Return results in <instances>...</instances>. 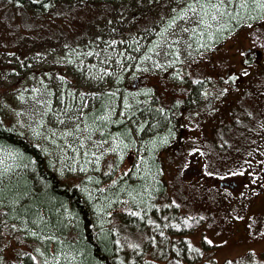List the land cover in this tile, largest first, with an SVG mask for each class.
Returning a JSON list of instances; mask_svg holds the SVG:
<instances>
[{"label":"rangeland","instance_id":"374dc122","mask_svg":"<svg viewBox=\"0 0 264 264\" xmlns=\"http://www.w3.org/2000/svg\"><path fill=\"white\" fill-rule=\"evenodd\" d=\"M154 1L97 5L84 0H57L41 11H31L0 0V99L9 122L46 152L59 175L79 179L92 199L115 185L120 174L125 173L129 179L130 170L139 173L145 149L132 129L135 106L137 111L146 104V99L139 103V98L151 97L159 105L156 95L166 90L173 66L190 62L199 54L192 41L199 24L188 8L178 16H164L149 28H142L139 21L143 12L154 7ZM210 19L207 16L205 20L207 28L211 27ZM247 30L252 47L264 53V23ZM139 76L150 87H134ZM103 93H109L112 101L99 118L129 125L136 143L132 151L110 130L91 132L85 126V115L92 113L97 95ZM176 102L174 115L181 119V103ZM167 143L166 137L153 157L159 162V179L165 185L162 200L177 206L181 215L200 218L199 226L183 238L202 250L201 262L211 259L210 264H222L241 258L264 264V208L256 210L259 208L255 204L248 205V210L234 208L229 200H217L210 191L188 186V174L174 165V156L167 154ZM244 154L237 147L235 155ZM221 159L216 155L217 162ZM0 161V177L7 178L20 169L12 154L1 148ZM115 161L120 166L117 173L111 172ZM224 166L229 174H236L237 168L232 169L229 162ZM86 183L99 186L92 189L84 187ZM236 188L228 195L239 192ZM240 222L244 226L237 231ZM202 241L210 247L203 248ZM17 245L0 230L1 264L17 260Z\"/></svg>","mask_w":264,"mask_h":264},{"label":"trees","instance_id":"16d2710c","mask_svg":"<svg viewBox=\"0 0 264 264\" xmlns=\"http://www.w3.org/2000/svg\"><path fill=\"white\" fill-rule=\"evenodd\" d=\"M7 1L31 11H41L57 0ZM84 1L120 5L131 0ZM189 4H194V0H155L154 7L143 12L140 25L147 29L164 16H178ZM194 6L198 13H207L204 20L212 16L209 12L217 16L215 21L210 19V28L202 23L193 30L196 52L217 45L240 28L264 21V10L250 0L247 8H240V0L220 5L221 11L227 13L224 16L213 7ZM110 101L109 93L97 95L95 109L85 115L84 124L91 132L110 130L114 138L132 151L136 143L129 125L121 120L99 118ZM134 111L132 129L142 142L141 148L145 149V161L139 173L129 171L130 180L125 178V173L120 174L115 185L99 194L95 191V200L87 195L79 179L59 175L46 152L9 122L0 99V148L9 151L20 167L9 177H0V230L18 244L14 249L17 260L11 264H43L45 261L56 264H210L211 259L201 262L202 250L183 238L199 226L200 218L181 215L177 206L162 200L165 185L159 179V162L153 157L169 137L172 124L165 114L154 112L146 104L137 111L135 106ZM116 162L111 172L119 171ZM86 186L97 189L99 185L86 183ZM121 199L125 203L121 204ZM96 201L100 204L96 205ZM202 246L210 247L205 241ZM222 264L257 263L238 258Z\"/></svg>","mask_w":264,"mask_h":264},{"label":"flooded vegetation","instance_id":"af4514ba","mask_svg":"<svg viewBox=\"0 0 264 264\" xmlns=\"http://www.w3.org/2000/svg\"><path fill=\"white\" fill-rule=\"evenodd\" d=\"M169 73L166 90L156 95L159 105L151 97L146 105L172 122L167 154L188 174L187 185L210 191L217 200H229L234 208L248 210L253 204L256 210L264 208V53L252 47L248 30L228 35ZM145 82L139 76L132 85L150 87ZM175 101L181 103V119L174 115ZM244 103L248 105L241 110ZM237 147L245 154L235 155ZM225 150L229 153L222 154ZM216 155L222 158L219 162ZM226 162L237 168L236 174H229ZM235 186L239 192L228 195ZM238 224L237 231L244 226Z\"/></svg>","mask_w":264,"mask_h":264},{"label":"snow or ice","instance_id":"6c2138e0","mask_svg":"<svg viewBox=\"0 0 264 264\" xmlns=\"http://www.w3.org/2000/svg\"><path fill=\"white\" fill-rule=\"evenodd\" d=\"M232 0H216V3H213L212 0H194V4L188 5V10L192 11L194 16L196 17L195 22L198 24L205 23L204 16L207 15V13H198L195 4H198L201 9H204L206 7H213L215 8L216 12L219 13L220 16H224L227 13L221 11L220 5L223 4H230ZM252 4H254L258 9L264 10V0H250ZM249 4V0H240V8H247ZM217 19V16L213 15L211 16V20L215 21ZM2 163V161H0Z\"/></svg>","mask_w":264,"mask_h":264}]
</instances>
